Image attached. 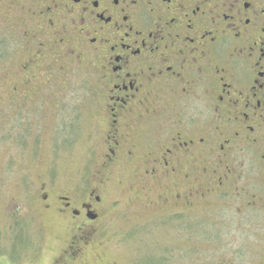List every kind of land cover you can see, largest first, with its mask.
Returning <instances> with one entry per match:
<instances>
[{
  "label": "flooded vegetation",
  "instance_id": "obj_1",
  "mask_svg": "<svg viewBox=\"0 0 264 264\" xmlns=\"http://www.w3.org/2000/svg\"><path fill=\"white\" fill-rule=\"evenodd\" d=\"M6 7L19 15V29L27 19L33 27L24 36L35 50L19 70L33 79L45 71L49 82L52 71L80 73L86 92L72 113L100 134L103 166L131 171L137 195L158 190L166 210L178 200L172 194L185 208L194 198L214 200L242 222L264 214V0H7ZM38 61L43 66L32 69ZM42 192L43 213L68 230L60 255L78 259L104 233L100 189ZM140 200V209L152 207Z\"/></svg>",
  "mask_w": 264,
  "mask_h": 264
},
{
  "label": "rangeland",
  "instance_id": "obj_2",
  "mask_svg": "<svg viewBox=\"0 0 264 264\" xmlns=\"http://www.w3.org/2000/svg\"><path fill=\"white\" fill-rule=\"evenodd\" d=\"M6 5L0 0V43L9 52V61L0 63V264H264L263 213H247L243 218L252 221L242 222L214 200L194 198L185 208L174 194L178 200L166 210L158 190L136 194L131 171L116 162L103 166L100 134L72 113L86 92L84 79L79 83L75 70L63 77L52 71V82L45 71L35 70V79L20 71L35 50L24 36L33 27L28 19L25 32L15 26L19 15H7ZM42 187L62 196L79 187L100 189L104 233L78 259L60 255L68 230L43 213ZM144 198L151 199L150 209H140Z\"/></svg>",
  "mask_w": 264,
  "mask_h": 264
},
{
  "label": "trees",
  "instance_id": "obj_3",
  "mask_svg": "<svg viewBox=\"0 0 264 264\" xmlns=\"http://www.w3.org/2000/svg\"><path fill=\"white\" fill-rule=\"evenodd\" d=\"M5 39L6 38H4L2 40H5ZM3 42L4 41H2V43ZM2 43H0V49H1V51H0V63L9 61L8 60L9 52H8V50L6 51V49Z\"/></svg>",
  "mask_w": 264,
  "mask_h": 264
}]
</instances>
